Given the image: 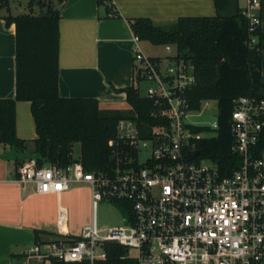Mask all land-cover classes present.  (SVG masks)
<instances>
[{"label": "built area", "instance_id": "2783aa9c", "mask_svg": "<svg viewBox=\"0 0 264 264\" xmlns=\"http://www.w3.org/2000/svg\"><path fill=\"white\" fill-rule=\"evenodd\" d=\"M258 10L259 0H248L243 10L251 30L260 22ZM140 42L134 33L136 76L140 87L146 85L141 96L153 103L155 124L148 129L136 120L120 119L109 141V167L88 171L77 160L65 167L39 166L31 157L19 166L17 178L34 184L41 194L86 185L95 211L100 201L119 203L131 212L130 224L101 235L95 215L74 235L63 228L66 212L60 210L59 236L34 244L27 259L35 264L53 259L97 264L108 259L105 244L115 242L127 249L123 258L136 264H264V99L234 101L232 150L241 162L222 177L212 160L199 158L197 142L212 138L205 132L217 135L218 118L212 126L194 120L217 102L191 108L189 91L197 82L193 62L179 58L171 44L165 45L166 57L148 56ZM198 126L207 130L195 132ZM194 151L198 153L191 155Z\"/></svg>", "mask_w": 264, "mask_h": 264}, {"label": "trees", "instance_id": "16d2710c", "mask_svg": "<svg viewBox=\"0 0 264 264\" xmlns=\"http://www.w3.org/2000/svg\"><path fill=\"white\" fill-rule=\"evenodd\" d=\"M65 1L29 0V13L4 16L6 24L16 28V96L0 99V145L13 150L16 166L22 158L33 157L39 166L65 167L77 160L88 171L100 170L111 164L109 141L115 136L118 121L129 118L143 128H151L155 124L150 114L153 103L141 96L138 76L134 86L120 90L127 94L123 108L103 106L95 98L61 96L60 7ZM214 1L217 14L213 17H181L161 25L138 18L131 22V27L141 40L174 45L179 58L193 62L197 82L189 91L191 108L199 110L207 100L216 101L218 107L217 135L197 142L199 158L212 160L225 177L241 162L232 150L234 101L244 96L264 99V0H259L260 22L253 30L238 0ZM110 3L111 0H98L99 5L107 8ZM9 6L10 0H0V9L9 10ZM112 15L117 17L118 13ZM18 101L31 104L37 132L32 141L16 134ZM205 130L207 127H194L195 132ZM261 143L264 144V128ZM105 248L108 259L97 264H136L131 258H123L128 252L124 246L109 242Z\"/></svg>", "mask_w": 264, "mask_h": 264}, {"label": "crops", "instance_id": "0c3cea01", "mask_svg": "<svg viewBox=\"0 0 264 264\" xmlns=\"http://www.w3.org/2000/svg\"><path fill=\"white\" fill-rule=\"evenodd\" d=\"M238 2L246 9L248 0ZM60 14L61 96L95 98L115 107L127 97L120 90L136 84L132 21L146 18L161 25L181 17H213L217 9L214 0H111L108 8L98 0H66ZM4 16L0 13V99H9L16 96V28L7 25ZM140 46L148 56L158 57ZM16 134L27 141L37 137L28 101L16 104ZM29 158H22L21 164ZM21 164L16 166L9 146L0 145V264H35L26 253L34 244L59 236L60 210L66 212L63 228L74 235L95 216L88 186L41 194L34 184L17 181Z\"/></svg>", "mask_w": 264, "mask_h": 264}, {"label": "rangeland", "instance_id": "374dc122", "mask_svg": "<svg viewBox=\"0 0 264 264\" xmlns=\"http://www.w3.org/2000/svg\"><path fill=\"white\" fill-rule=\"evenodd\" d=\"M29 0H10L9 10L4 8L0 9L1 14H12V15H21L30 12L28 8ZM37 11V8H35ZM141 45L144 47L145 51L150 55L166 57L168 55L165 45H154L150 41L142 40ZM174 49V47H173ZM146 85L143 83L141 86L142 91H145ZM116 104V105H115ZM115 107H126V100L118 101L115 103ZM218 118V107L216 103H213L212 106H207L204 109L203 114L200 117H194V120L204 122L208 126H212L213 122ZM205 137H215V131H208L203 134ZM78 147H75L74 153L77 154ZM94 208V207H93ZM96 215L98 229L101 235L107 234L108 229L116 226H126L130 224L131 212L128 208L124 207L119 203L109 202V201H100L97 204Z\"/></svg>", "mask_w": 264, "mask_h": 264}, {"label": "water", "instance_id": "95a60500", "mask_svg": "<svg viewBox=\"0 0 264 264\" xmlns=\"http://www.w3.org/2000/svg\"><path fill=\"white\" fill-rule=\"evenodd\" d=\"M62 0H58V2H61ZM198 152L194 151L193 153H191V155H196ZM113 161V160H112Z\"/></svg>", "mask_w": 264, "mask_h": 264}]
</instances>
